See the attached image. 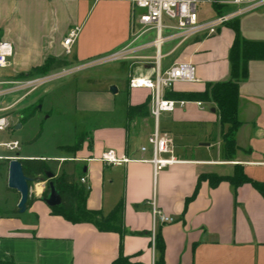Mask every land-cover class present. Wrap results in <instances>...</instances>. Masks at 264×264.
Masks as SVG:
<instances>
[{
    "label": "crops",
    "instance_id": "0c3cea01",
    "mask_svg": "<svg viewBox=\"0 0 264 264\" xmlns=\"http://www.w3.org/2000/svg\"><path fill=\"white\" fill-rule=\"evenodd\" d=\"M140 12L129 2L119 0H0V40L10 42L13 48L9 66L1 72L5 77L26 74L49 57L78 63L105 57L129 42L133 49L131 60H109L127 64L126 78L107 76L116 87L115 92L104 87L87 90V96L92 95L107 106H98L95 111L94 107H83L92 111L95 122L84 126L78 135L82 137L78 150L66 149L74 141L57 145L58 151L65 154L21 155V148L0 153L20 160H45L55 177L71 174L78 183L82 176L86 177L89 186L86 208L102 216L123 201L122 235L100 231L93 223H72L52 214L41 199L46 180L34 182L29 196L34 200L25 212L9 213L17 204L9 211L0 208V261L111 264L123 256L133 264H161L158 262L161 257L162 264H264V195L248 182L235 186L221 180L212 185L201 178L205 174L230 175L238 164L251 180L264 183V57L248 61L247 77L239 83L236 148L228 155L223 140L228 125L219 123L216 110L209 103L185 101L173 111H162L155 119L150 99L146 116L127 117L128 106L151 98L147 88H130L129 77L154 74L151 53H144L147 49L155 50L154 37L144 40L149 31L136 37L138 26L133 28ZM237 24L242 39L264 43V3L239 16ZM74 28L78 29L77 35L66 53L63 39ZM234 39L233 28L226 24L210 37H195L180 44L177 40L165 41L159 49L161 59L165 58L163 65L160 59V68L189 62L198 81L176 83L164 91V97L173 99L170 94L200 92L208 82L227 80ZM141 60L145 61L142 66L135 67ZM72 86V83L66 86L69 90L58 88L60 95L77 100L79 90ZM49 92L50 88L43 90L44 95L30 104L44 103ZM121 92L126 101L117 115L116 97ZM30 95L25 103L31 99ZM19 108L20 105L14 111ZM14 111L10 115L11 127L20 129L21 113L14 115ZM115 117L119 119L113 120ZM18 124L20 127L16 128ZM155 132L169 139L172 150L160 158L175 160L159 168L152 162L149 143ZM107 149H113L127 161L112 165L99 160ZM51 161L56 164L52 166ZM153 208L174 218L171 223H156L162 254L156 243L154 248L151 244Z\"/></svg>",
    "mask_w": 264,
    "mask_h": 264
},
{
    "label": "built area",
    "instance_id": "2783aa9c",
    "mask_svg": "<svg viewBox=\"0 0 264 264\" xmlns=\"http://www.w3.org/2000/svg\"><path fill=\"white\" fill-rule=\"evenodd\" d=\"M98 2L101 0H92ZM127 1L132 8L141 10L136 17L133 28L138 26L135 31L136 37L150 30L155 31L152 44L155 47V66L153 77H135L130 76L128 85L130 88H147L151 92V114L157 119L162 111H173L177 105H183L185 101L174 100L164 97V91L172 89L176 83H194L198 79L195 75V69L189 62L174 63L168 68H160L159 49L161 45L168 40H177L178 44L183 43L195 37H210L217 33L219 27L226 25L242 14L252 10L256 6L264 3V0H232V3L241 5L236 10L226 11L222 14H215L209 19H201L198 14V4L207 2L214 4L216 0H119ZM77 28L71 29L63 39V46L66 53L70 52V47L74 43ZM163 31H167L163 35ZM146 46V45H143ZM140 48V47H137ZM142 48V46H141ZM136 49V48H135ZM133 49L125 48L118 50L105 57H101L94 62L117 60L132 56ZM13 54V48L10 42L0 40V133L12 126L11 113L27 97L40 86L49 83L52 80L60 78L68 73V67H64L46 74L28 76V77H5L1 72L9 66L10 58ZM13 96L12 101L3 103V98ZM198 105L201 102H197ZM149 143L152 145V162L155 168L165 164L175 162L174 159H162L160 155L172 152L170 141L166 137H159L155 132L149 137ZM0 148L7 151H17L20 143L17 140H0ZM142 151L145 147L141 148ZM17 158V156H2L0 161ZM99 160L112 165H120L127 161L116 155L113 149H107L102 152ZM80 183L88 190L86 177L80 178ZM30 196V190H29ZM154 226L151 235V244L154 248L156 240V223L165 224L174 221V218L161 213L153 208Z\"/></svg>",
    "mask_w": 264,
    "mask_h": 264
},
{
    "label": "trees",
    "instance_id": "16d2710c",
    "mask_svg": "<svg viewBox=\"0 0 264 264\" xmlns=\"http://www.w3.org/2000/svg\"><path fill=\"white\" fill-rule=\"evenodd\" d=\"M213 4L214 10L217 14H222L225 10L224 3L216 0ZM229 24L234 32L235 39L229 51L230 75L227 80L208 82L205 88L200 92H182L170 94L176 100L183 101H197L211 104L217 113L219 123L228 125L227 131L223 135L224 151L231 155L235 151L234 133L239 126L237 118L238 97H239V83L247 77V63L251 58L264 57V43H256L244 40L240 37L237 19L232 20ZM72 62L65 59H56L53 57L47 58L43 64L34 67L29 72L19 77H28L46 74L67 66ZM150 97L147 100L136 106L127 107V117L132 118L138 114L146 116L149 111ZM30 110L25 108L21 111L20 122L27 121L32 117L38 109L37 104L31 105ZM27 109V108H26ZM82 141L81 136H77L72 146L66 147L67 150L76 151L80 148ZM8 160H5L6 163ZM22 169L28 178H35L37 176H44L46 171H51L45 160L42 159H21ZM1 164V163H0ZM1 166V165H0ZM46 178V177H45ZM201 178H206L214 185L221 180H227L233 185H241L243 183H251L257 190L264 195V183H259L251 180L244 172L240 165L235 164L233 172L230 175L219 176L216 174L201 175ZM50 181L61 197V203L56 206H49L52 214L60 215L72 223L89 222L93 223L100 231H113L122 235L123 232V211L124 203L119 201L113 209L106 215L102 216L98 212L88 210L86 208V196L88 190L75 181L74 175L62 173L60 176H53ZM30 184V183H29ZM48 185L44 191L42 198L48 194ZM34 200L33 197L27 201V207ZM17 208L9 211V213H16ZM156 247L162 254L163 244L156 235ZM162 256V255H161ZM158 262L162 264V257ZM0 264H15L12 260L0 261ZM111 264H133L127 257L118 256Z\"/></svg>",
    "mask_w": 264,
    "mask_h": 264
},
{
    "label": "rangeland",
    "instance_id": "374dc122",
    "mask_svg": "<svg viewBox=\"0 0 264 264\" xmlns=\"http://www.w3.org/2000/svg\"><path fill=\"white\" fill-rule=\"evenodd\" d=\"M224 3L225 10L231 11L236 10L241 5L232 3V0H219ZM198 14L201 19H209L213 17L216 12L212 4L203 2L198 4ZM225 26V25H223ZM167 31H163V35H166ZM155 36V31L151 30L145 34L144 40L152 39ZM131 43H127L120 50L125 48H131ZM165 50V45L162 46V52ZM144 53L152 56L150 61L152 62L151 67L155 66V50L147 49ZM148 56V55H147ZM133 56H126L122 58L124 60H131ZM134 58H136L134 56ZM146 60V59H144ZM162 65L165 61L163 57L161 59ZM139 62L135 67L142 66ZM133 68V66H132ZM131 69V64L129 65ZM68 73L59 79L52 80L48 84L40 86L30 95V100L26 103L23 101L20 104V108L15 110L13 114L21 113L22 109L25 108L26 111L30 110L31 105L37 96H43V90L50 88V92L46 96L44 103H38L37 107L40 110L35 111V116L31 117L27 121L23 122L20 129H15L11 127L0 133V140H17L20 143V154L21 155H52V154H65L64 152H59L57 145L71 144L75 141L76 137L83 132L84 126L93 125L94 118L92 111L83 110V107L91 109L94 107L95 111L98 106H107L106 102L99 101L96 97L87 96V90H95L101 87L108 89L111 93V84L109 83L108 77L111 75L122 76L126 78L127 75V64L124 61H108V62H94L93 59L86 60L83 62L72 63L68 67ZM108 76V77H107ZM107 77L106 79H103ZM97 78H102L101 80ZM72 83V89L77 88L79 90L77 95V100L74 97H69L67 95L61 96L59 92L64 87V90H69L66 86ZM65 84V85H62ZM68 94V91H63ZM34 98V99H32ZM13 96H8L3 98V103H8L12 101ZM116 106L114 114L119 115L121 107L125 104L126 96L124 92H121L119 96L116 97ZM28 105V106H27ZM26 106V107H25ZM27 108V109H26ZM119 119L114 118L113 120ZM13 121V118L11 119ZM4 148H0V153H7ZM5 162V161H3ZM0 162V208L9 211L16 206L19 200L18 194L7 187V168L6 163ZM53 166L56 163L50 162ZM34 186V182H30L29 190Z\"/></svg>",
    "mask_w": 264,
    "mask_h": 264
},
{
    "label": "water",
    "instance_id": "95a60500",
    "mask_svg": "<svg viewBox=\"0 0 264 264\" xmlns=\"http://www.w3.org/2000/svg\"><path fill=\"white\" fill-rule=\"evenodd\" d=\"M112 92L116 91V87L114 85L111 86L110 89ZM18 124L16 128H19ZM44 176H37L35 178H28L25 176L22 164L20 159L13 158L9 159L7 163V187L10 190H14L19 195V200L17 203V210L19 213H23L27 209V201L29 199V183L30 182H41L46 180L48 185V194L42 200L48 206H56L61 203V197L57 190L55 189L53 182L50 179L54 176L52 171H46Z\"/></svg>",
    "mask_w": 264,
    "mask_h": 264
}]
</instances>
